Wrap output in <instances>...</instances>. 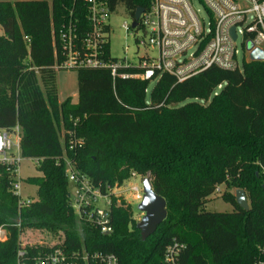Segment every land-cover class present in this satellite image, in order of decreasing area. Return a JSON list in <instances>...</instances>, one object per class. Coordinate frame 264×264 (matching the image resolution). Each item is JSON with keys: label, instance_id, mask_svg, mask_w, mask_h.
Wrapping results in <instances>:
<instances>
[{"label": "trees", "instance_id": "1", "mask_svg": "<svg viewBox=\"0 0 264 264\" xmlns=\"http://www.w3.org/2000/svg\"><path fill=\"white\" fill-rule=\"evenodd\" d=\"M150 1L107 3L134 18ZM69 18L79 34L88 28L84 0H0V130L18 126L21 155L41 159L39 175L25 179L37 187L26 206L0 164V264H36L55 248L70 256L82 246L112 253L118 264H163L175 243L178 264L264 263V61L244 62L241 71L211 67L179 83L163 74L148 100L149 81L81 68L77 102H59L54 53ZM68 131L80 145L68 148ZM64 156L102 193L133 172L148 176L165 199L166 219L142 241L131 206L111 196L112 231L100 232L74 212ZM220 185L244 190L249 209L225 193L231 212L204 211ZM24 228L63 236L54 245H23Z\"/></svg>", "mask_w": 264, "mask_h": 264}, {"label": "built area", "instance_id": "2", "mask_svg": "<svg viewBox=\"0 0 264 264\" xmlns=\"http://www.w3.org/2000/svg\"><path fill=\"white\" fill-rule=\"evenodd\" d=\"M207 14V20L193 7V0H151L149 7L141 13L137 25L123 23L124 29H141L144 38L139 45L146 48L137 66L129 62L117 61L110 54L107 57L105 47L109 48L111 27L107 20L116 12L108 7L107 0H84L86 4V22L88 28L79 34L76 21L69 18L58 34L59 48H55V71L81 68L108 69L113 80L141 79L156 82L163 74L172 76L178 83L183 82L211 67L222 70H242L243 63L250 60L254 49L264 51V0H197ZM234 28L235 38L230 30ZM244 48L246 55L239 57L236 43ZM249 45L251 47H249ZM136 69V71H131ZM221 85L218 86L220 88ZM69 135L68 148L81 144L73 131ZM15 137V141L12 140ZM29 160L35 166L40 158H24L20 152V129L15 126L11 131L0 130V164L12 173V189L19 198L20 206H26L30 198L20 195L19 166L22 160ZM66 175L74 188V212L79 218L86 217L102 233H110L111 196H118L115 190L125 188L133 200L140 202L142 189L137 185L122 183L102 193L88 178L74 169L71 162L63 157ZM143 176L131 173V179ZM126 183V182H125ZM100 200L104 207H98ZM1 232H4L0 228ZM5 233H3V239ZM1 239V238H0ZM182 245L173 244L168 248L163 264H178L176 256ZM24 255L23 250L18 256ZM81 262H78V261ZM36 264H118L112 253H87L84 246L70 256L61 248H55L44 257L35 259ZM257 264H264L257 262Z\"/></svg>", "mask_w": 264, "mask_h": 264}, {"label": "rangeland", "instance_id": "3", "mask_svg": "<svg viewBox=\"0 0 264 264\" xmlns=\"http://www.w3.org/2000/svg\"><path fill=\"white\" fill-rule=\"evenodd\" d=\"M193 7L198 9L201 16L204 20H207L208 16L205 13L203 6L197 0H193ZM109 26L111 27V31L109 34V50L110 54L117 61L121 62H129L134 66H137L140 62V58L146 53V48L139 45V41L144 38L143 31L141 29L136 31L127 32L123 23L126 22L128 24L131 23V17L126 14L122 7H118L116 12L112 13L108 20ZM237 48L239 50V57L244 58L246 55L244 48L240 45V40L236 43ZM56 81L58 88V101L63 102L65 99H69L71 104H75L77 102V74L75 70H60L56 72ZM155 82L150 81L147 90H146V99L148 100V93L150 89L153 87ZM220 88H217L215 93L219 92ZM210 101V100H209ZM204 106L208 104L207 102H201ZM64 130L60 132L61 141L63 139ZM12 140L15 141V137L12 136ZM39 172L37 171L36 166L29 160L25 159L20 162L19 166V178L20 181V195L22 198H35L37 187L35 185L27 184L25 179L31 176H37ZM146 176V175H145ZM143 176V177H145ZM128 180V179H127ZM124 181V185L129 183V185H137L139 189H142V179L137 177L135 179H131L129 182ZM126 182V183H125ZM122 185V184H121ZM264 185V184H263ZM120 186V185H119ZM116 187V185L114 186ZM113 187V188H114ZM115 193L120 199H123L127 204L131 206L132 211V219L135 220V224H137L141 217L142 213L138 211L137 205L139 201L133 200L131 194L125 189L115 190ZM236 189L227 187L225 185H220L217 190L207 199V202L203 206L204 211L208 212H231L233 210V206L224 201L222 195L225 193L232 194L235 197ZM69 194L72 203L75 204V196H74V188L72 184L69 183ZM98 207L103 208L104 203L100 200L98 202ZM249 205V200H248ZM3 233L1 232L0 240H3ZM63 234L58 233L57 235H53L52 233L46 230H38L31 228H24L20 239L22 240L23 245H54L56 243V239L61 237Z\"/></svg>", "mask_w": 264, "mask_h": 264}, {"label": "water", "instance_id": "4", "mask_svg": "<svg viewBox=\"0 0 264 264\" xmlns=\"http://www.w3.org/2000/svg\"><path fill=\"white\" fill-rule=\"evenodd\" d=\"M143 8H137L134 15V21L132 27L137 25ZM230 33L235 38L234 28H231ZM249 47H251L249 45ZM251 61H264V51L260 49H254L250 53ZM264 187V185H263ZM236 204L243 210H248V200L244 190L237 189L235 191ZM138 211L142 213L140 221L136 224V228L139 230L140 238L145 241L151 236L157 229V227L166 219V202L165 199L157 195L152 188L150 178L145 176L142 178V198L137 205Z\"/></svg>", "mask_w": 264, "mask_h": 264}]
</instances>
